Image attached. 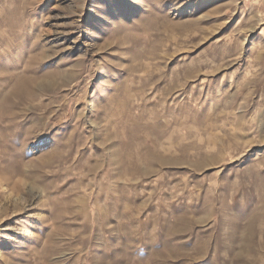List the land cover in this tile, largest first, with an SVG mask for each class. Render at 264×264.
<instances>
[{"label": "rangeland", "instance_id": "374dc122", "mask_svg": "<svg viewBox=\"0 0 264 264\" xmlns=\"http://www.w3.org/2000/svg\"><path fill=\"white\" fill-rule=\"evenodd\" d=\"M0 264H264V0H0Z\"/></svg>", "mask_w": 264, "mask_h": 264}]
</instances>
